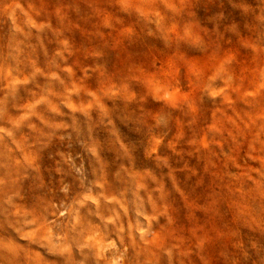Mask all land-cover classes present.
Instances as JSON below:
<instances>
[{"label":"clouds","instance_id":"obj_1","mask_svg":"<svg viewBox=\"0 0 264 264\" xmlns=\"http://www.w3.org/2000/svg\"><path fill=\"white\" fill-rule=\"evenodd\" d=\"M0 264H264V0H0Z\"/></svg>","mask_w":264,"mask_h":264}]
</instances>
